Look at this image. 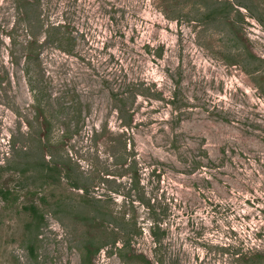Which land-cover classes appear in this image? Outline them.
Returning a JSON list of instances; mask_svg holds the SVG:
<instances>
[{
	"label": "rangeland",
	"instance_id": "1",
	"mask_svg": "<svg viewBox=\"0 0 264 264\" xmlns=\"http://www.w3.org/2000/svg\"><path fill=\"white\" fill-rule=\"evenodd\" d=\"M226 1L0 0V264H82L78 247L90 237L102 245L93 264H142L132 254L264 264V96L251 75L264 76V0H228L231 15L206 17ZM52 25L64 26L72 54L45 42ZM31 34L42 44L35 71ZM32 78L46 115L33 108ZM113 94L133 116L128 130ZM25 148L68 163L117 224L135 228L126 261L107 243L124 237L78 207L82 190L14 169Z\"/></svg>",
	"mask_w": 264,
	"mask_h": 264
},
{
	"label": "trees",
	"instance_id": "2",
	"mask_svg": "<svg viewBox=\"0 0 264 264\" xmlns=\"http://www.w3.org/2000/svg\"><path fill=\"white\" fill-rule=\"evenodd\" d=\"M242 7H248L241 3ZM228 7H227V6ZM226 5L222 8L214 9L212 10L209 14L206 15L208 19L214 17L218 12L219 14L221 13H226V18L231 15V10L233 9L231 2L228 0L226 1ZM229 8H232L229 11ZM64 29L63 25H52L49 27V29L46 31L47 38H45L46 43H52L53 45H56V48H58L60 51H63L66 54H72L74 46L72 44V39L67 37L65 33L62 31ZM28 42V49L32 48V52L35 51V59L32 58V55L30 54L28 56V66L31 67L32 71H35L33 68H39L40 63L38 60V55L39 51L42 49V44H38V40L34 34H31L29 36ZM234 47L238 49V52L240 53L241 48L239 44H236ZM162 50L159 53V57H162ZM242 56V55H240ZM247 59L250 60L251 62H262L263 60L257 58L254 54L252 53H247ZM36 63V64H34ZM231 63V62H230ZM246 69V68H245ZM248 71V70H246ZM27 73L30 75L31 70L28 69ZM258 72H254L253 77L255 79V84L258 88V90L261 91L262 95L264 96V76L261 74H257ZM262 77V78H261ZM28 85L30 88V91L33 96V108L38 111V114L40 115H46V109L47 105L43 103L44 101V91L41 86L39 85V79H28ZM139 94H135L133 98H138ZM160 98V94L156 96V99ZM113 100L117 103V111L119 113L120 119L122 121L123 127H125L126 130L131 128L132 122H133V116L128 113V110H126V106L124 104V98H120L118 95L113 94ZM170 103H173L170 102ZM80 115V113H79ZM48 124V134L50 133V126L51 122H49V119L46 118L45 120ZM28 150V148H25V150H22L21 158H15L13 161L14 169L19 172L22 175H25L29 172H35L37 173L36 178L38 180H43L44 183L49 182L56 177L58 179H64L66 178L69 184L78 190H82L84 192L83 197H81L80 204L78 207H83L84 209L91 210V218L89 220V224L92 223L91 225H99L103 226L106 223H110L112 225L111 230H116L118 231L123 237L124 240H118L117 236H115L113 239H111V236L109 235L110 241L107 242L111 245L112 249L114 250L115 254L118 255L122 260L126 261V256L129 255L130 249H131V239L135 235V228L131 225L129 229L121 227L119 224L116 223L115 217L112 215V213L103 210L104 207H102L100 204L104 203L102 199L96 198L90 190V187L88 184H86L87 179L83 176V174L72 176L73 169L69 167V164H59V163H54L53 159L51 160H46L45 155L41 153V159L40 160H34L32 159L31 155L35 153L36 151L32 150L31 152ZM30 151V152H29ZM37 157V154H34ZM33 162H36L34 164ZM67 162V161H66ZM135 163V160L129 165V171L133 168V164ZM67 165L68 167H66ZM127 165V164H126ZM61 167L67 168V170L63 171ZM56 172V173H55ZM86 180H85V179ZM133 181H137V179L132 176L131 179V184H133ZM86 184V185H85ZM8 193H4V197L7 198ZM61 207V208H60ZM68 206L65 205L63 208L66 211H73L72 208H67ZM61 204L59 205V209H63ZM27 211H29L34 217H38V209L35 206H30L26 208ZM61 212L60 210L57 211L56 213ZM74 220L79 221V220H86V218L80 217L78 214H74ZM35 225L33 227V230L35 231V237L38 239L39 235V230L43 226L44 219L42 216H39V218H35ZM161 229L159 228L158 225L153 226L152 229V235L154 237V240L156 243H159L162 238H160L159 232ZM165 235V234H163ZM78 249L81 251V256H82V264H93V258L98 255L102 249V245L100 243H95V239L91 238L87 240H83L81 242V247L79 246ZM29 251L33 257H35L36 254V249L35 245L33 243L29 244ZM133 258L141 262L142 264H153L148 258H146L144 255H135L132 254Z\"/></svg>",
	"mask_w": 264,
	"mask_h": 264
}]
</instances>
